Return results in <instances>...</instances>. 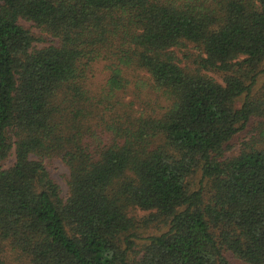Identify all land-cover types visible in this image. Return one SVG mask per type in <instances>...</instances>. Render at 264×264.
<instances>
[{"label":"trees","instance_id":"1","mask_svg":"<svg viewBox=\"0 0 264 264\" xmlns=\"http://www.w3.org/2000/svg\"><path fill=\"white\" fill-rule=\"evenodd\" d=\"M263 77L264 0H0V264H264Z\"/></svg>","mask_w":264,"mask_h":264},{"label":"rangeland","instance_id":"2","mask_svg":"<svg viewBox=\"0 0 264 264\" xmlns=\"http://www.w3.org/2000/svg\"><path fill=\"white\" fill-rule=\"evenodd\" d=\"M20 25L24 27L25 29L29 30V32L37 39V41L34 43L35 48H41L44 46H48L55 42L51 37H49L45 33H42L39 29L33 27V25L30 22L20 21ZM187 49H189L190 51H193V53H196V51H194L192 47H188ZM176 55L179 58H181V55L179 54L178 51ZM105 76H106V72L104 71L103 66L97 65L95 67V83L98 85L101 82H103ZM212 77L215 78L216 80H219L217 76H212ZM262 82L264 83V77L262 79ZM145 92L146 91H143V95L145 94ZM242 141H245L243 139V136L242 135L237 136L234 139V142L232 144V149L226 152V155L233 156L237 154L239 152ZM13 162H14V156H13V151H11L2 166L3 168H9L13 164ZM45 165L52 179L58 184L60 188L61 196L65 198L67 195V191H68L67 184H66L67 183L66 180L69 174L68 168L59 159H53L51 161H47ZM137 214L140 217H143L145 215L142 212H139ZM148 232L156 233L157 231L156 229H152V230H149ZM236 264H243V263L237 261Z\"/></svg>","mask_w":264,"mask_h":264}]
</instances>
